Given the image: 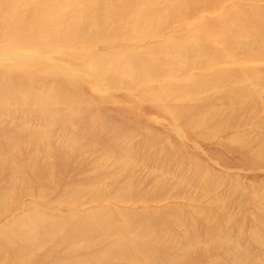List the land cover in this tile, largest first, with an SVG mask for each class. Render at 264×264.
Returning <instances> with one entry per match:
<instances>
[{
  "label": "rangeland",
  "instance_id": "obj_1",
  "mask_svg": "<svg viewBox=\"0 0 264 264\" xmlns=\"http://www.w3.org/2000/svg\"><path fill=\"white\" fill-rule=\"evenodd\" d=\"M0 264H264V0H0Z\"/></svg>",
  "mask_w": 264,
  "mask_h": 264
},
{
  "label": "bare ground",
  "instance_id": "obj_2",
  "mask_svg": "<svg viewBox=\"0 0 264 264\" xmlns=\"http://www.w3.org/2000/svg\"><path fill=\"white\" fill-rule=\"evenodd\" d=\"M27 34H29V31L28 30H23V31H18V32H16V37H18L19 38V40L21 39V41H20V44L22 45V44H27V41L25 40V36L27 35ZM16 44H17V42H16ZM19 44V45H20Z\"/></svg>",
  "mask_w": 264,
  "mask_h": 264
}]
</instances>
